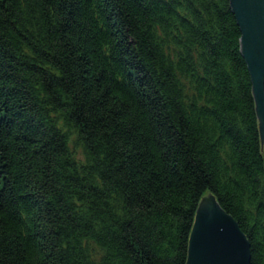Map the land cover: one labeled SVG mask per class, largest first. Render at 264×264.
<instances>
[{
  "label": "trees",
  "instance_id": "obj_1",
  "mask_svg": "<svg viewBox=\"0 0 264 264\" xmlns=\"http://www.w3.org/2000/svg\"><path fill=\"white\" fill-rule=\"evenodd\" d=\"M231 0H0V264H186L214 196L264 264V138Z\"/></svg>",
  "mask_w": 264,
  "mask_h": 264
},
{
  "label": "water",
  "instance_id": "obj_2",
  "mask_svg": "<svg viewBox=\"0 0 264 264\" xmlns=\"http://www.w3.org/2000/svg\"><path fill=\"white\" fill-rule=\"evenodd\" d=\"M231 3L242 34V52L252 76L264 138V0ZM186 264H251V244L246 234L214 196L204 197L199 204Z\"/></svg>",
  "mask_w": 264,
  "mask_h": 264
}]
</instances>
